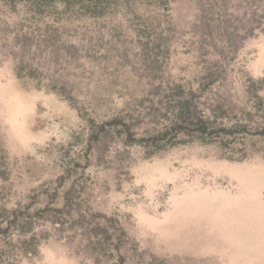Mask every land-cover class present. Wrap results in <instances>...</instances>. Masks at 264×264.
Returning a JSON list of instances; mask_svg holds the SVG:
<instances>
[{
  "label": "trees",
  "instance_id": "16d2710c",
  "mask_svg": "<svg viewBox=\"0 0 264 264\" xmlns=\"http://www.w3.org/2000/svg\"><path fill=\"white\" fill-rule=\"evenodd\" d=\"M3 1L22 13L10 37L14 75L57 94L84 123L66 145L37 151L58 173L30 204L0 205L4 260L37 254L34 228L41 221L59 238L65 231L79 238L94 264H168L144 257L127 234L128 215L92 208L88 167H111L110 157L124 161L133 146L147 159L194 142L213 145L221 159L242 161L257 152L264 159V73L252 76L237 58L246 39L264 33V0H190L196 12L180 30L171 18L175 0ZM82 19L118 21L100 35V54L91 53L84 35L83 43L72 40L71 28ZM177 39L192 59L186 78L167 73ZM82 59L93 64L85 78L73 71ZM10 164L0 133V183Z\"/></svg>",
  "mask_w": 264,
  "mask_h": 264
},
{
  "label": "rangeland",
  "instance_id": "374dc122",
  "mask_svg": "<svg viewBox=\"0 0 264 264\" xmlns=\"http://www.w3.org/2000/svg\"><path fill=\"white\" fill-rule=\"evenodd\" d=\"M195 12L190 0H175L171 10L175 29L188 26ZM21 14L11 12L0 0V133L11 161L9 178L0 183V205L9 209L30 204L42 183L58 173L37 151L66 145L84 131L77 111L66 101L14 75L10 37L20 28ZM116 22L82 19L73 24L70 34L79 43L84 35L93 53L99 50L100 35ZM173 47L167 73L186 78L192 59L183 40L177 39ZM112 55L113 51H107L105 56ZM237 58L252 76H261L264 33L246 39ZM81 61L73 71L85 78L93 64ZM131 89L138 91L136 86ZM116 143L112 147L118 149ZM129 151L124 161L110 157L111 167L93 163L88 167L90 203L97 211L128 215L127 234L146 259L164 258L168 264H264V159L260 152L242 161L226 160L218 157L213 145L195 142L147 159L140 147ZM34 230L40 238L37 254L16 252L8 261L4 260L8 253L0 248V264H94L80 249L79 238L70 239V232L59 238L60 232L41 221Z\"/></svg>",
  "mask_w": 264,
  "mask_h": 264
}]
</instances>
